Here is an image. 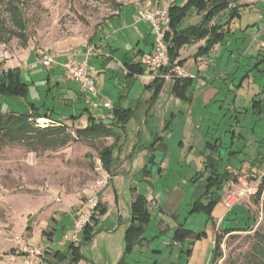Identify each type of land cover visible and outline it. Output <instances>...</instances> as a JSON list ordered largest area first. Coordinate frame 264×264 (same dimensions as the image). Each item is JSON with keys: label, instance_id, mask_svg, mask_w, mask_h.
<instances>
[{"label": "rangeland", "instance_id": "obj_1", "mask_svg": "<svg viewBox=\"0 0 264 264\" xmlns=\"http://www.w3.org/2000/svg\"><path fill=\"white\" fill-rule=\"evenodd\" d=\"M138 1L144 0H21L25 21L24 42L22 37L11 36L5 31L9 30L10 33L17 29L6 10L10 4L8 2L12 0H0V38L4 41L0 45L5 46L8 53L14 54L32 48L43 49L67 36L81 37L85 45L95 26L108 19L117 9L118 3L134 5ZM239 3L249 4V7H242L240 17L231 24L232 32L226 37V42L223 45L216 44L215 51L208 59L209 67L201 71L196 70L197 66L185 67L195 75L187 91V99L176 97L168 91L176 78H191L181 68L186 59L178 60L180 63L175 60L174 64H177L171 67L172 73L177 70L176 67L183 73L164 79L153 107L146 113L145 121H140L142 108L138 106L136 110L131 107L133 116L126 124L124 139L123 131L117 130L121 132V150L119 153L114 151L118 158L112 166L113 171L115 165L121 162L118 154L123 153L136 137L148 145L156 135L163 136L158 141L156 156H165V160L159 171L157 165L153 167L150 181L155 187L154 191L139 175L135 179L142 184L140 188L143 193L158 194L160 200L166 196L164 189L168 191L176 187L181 190V198L175 209V219L182 224L177 242L172 238L175 227L172 218L158 214L155 209L144 225L142 234L146 238L145 242L141 240L134 246L137 248L126 252V227L120 225L116 228L117 207H111L113 213L108 217L99 215L100 207H104L99 202L92 220L84 228L87 229L83 230L85 234L98 232L90 240L81 244V237L79 243L73 245H80L74 264H212L216 234L220 236L219 251L222 255L214 263L245 264L252 253L257 241L255 232L264 234V189L260 197L256 196L257 185L264 176V163H259L258 159H253L252 165L249 162L256 156L258 145H264V119L252 113L251 109L253 95L264 88V49L256 54L250 42L256 38L257 28L263 30L259 39L264 40V0H239ZM227 12L225 10L220 14L221 22H224ZM200 19L201 14L191 13L181 22V27L198 23ZM196 41H203L200 47L205 40H192L183 46ZM95 60L90 63L98 66L99 61ZM37 73H32L31 69L30 74L22 72L29 84L26 96L7 97L6 103H2V110L5 111L10 105V109L21 111L27 101H34L41 109L53 108L52 117L55 119H67L75 108L74 104L71 101L66 104L56 96L54 90L47 91L45 82L40 80ZM94 78L96 85L103 90V77L99 78L95 73ZM107 81L103 97L97 100V105L91 104L89 109L90 115L96 119L109 114L112 116V108L117 105L119 95L129 94L127 103L131 101V104L136 105L145 91L138 79L128 83L122 75L117 80L110 73L107 74ZM147 91L151 92L150 89ZM103 98L108 100L111 108L102 106ZM261 99L264 103V94ZM86 117L84 115V121ZM65 124L74 136V124ZM107 141L113 140L79 141L71 137L60 147L39 148L36 151L15 140L0 141V264H21V258L20 262L17 259L21 257L20 253L12 246L16 235H22L29 243L39 247L50 242L45 237L47 235L43 236L42 229H51L50 211L52 205L57 203L56 198L61 200L60 205H67L71 197L79 203L94 193L98 176L95 159L98 150ZM214 143L222 145L218 151H212L209 147V144ZM231 145L235 149L245 145V155L233 156L228 162L230 170L237 174V180L224 185L222 201L224 204V200L232 196L236 201L216 222L203 210H190L195 206L193 200L202 192L211 165H215L220 153L223 161L221 166L226 165L225 154L232 149L228 147ZM259 152H264V149ZM137 155V152L132 154L133 159L138 161ZM130 182V179L121 180L116 186L120 220H126L128 216ZM206 201L205 197L201 199L204 204ZM98 219L100 221L97 224ZM228 226L251 229L226 233ZM66 229V220L57 223L54 233L57 241L51 247L59 244L58 240ZM43 254L39 259L43 258ZM69 261L70 258L66 257L65 263Z\"/></svg>", "mask_w": 264, "mask_h": 264}, {"label": "crops", "instance_id": "obj_2", "mask_svg": "<svg viewBox=\"0 0 264 264\" xmlns=\"http://www.w3.org/2000/svg\"><path fill=\"white\" fill-rule=\"evenodd\" d=\"M162 2H164V0ZM162 2H161V5H162ZM117 5H118L117 9L113 11L110 16H108V19H106L105 21H101L98 24V26H95L92 35L88 38L90 39V43L88 47H90L91 49L90 56L87 59L89 62V66H90L88 74L94 80H95L94 78L95 73L98 74L99 78L103 77V90L98 85L100 94L97 98L92 99L88 95L81 93L76 83L72 81H63L61 79L62 73H63V68H62L63 62L66 61V59L70 56H73L77 61H82L85 58V53L87 51V48L85 46H82L83 42H82L81 37L67 36L58 41H54L48 44L43 49L32 48L31 50H28L23 53L21 52H18L15 54L8 53L4 49L5 46L0 45V75L2 74V72L8 69L12 70L13 68H18L20 70L21 79L26 82L27 89H28L29 84L27 80L23 77L22 72H25V73L27 72V74H30V69L32 70V73H36L37 71L38 72L37 74L41 77L40 80L45 82L47 91L54 90L56 93V96L57 97L59 96V98L62 99L66 104H69L70 101L71 103L74 104L75 108L73 112L70 114V116L64 120L55 119L54 117H52L53 108L45 107L44 109H41L39 106L35 104L34 101H27L26 102L27 105H25L21 111L10 109L12 108L10 107V105L8 109H6L5 111L2 110V107H1L2 103H6L5 99H7V97L10 98V97H21V96L0 95L1 97H3L1 98L3 100H0V110L2 112H9V111H12V112L28 111L30 112V107L33 106L36 109V112H38L39 114H46L48 116V117L46 116L42 118L37 117L35 118V120L40 119L46 122L47 125H54V124L58 125L60 124L59 122H63L64 124L69 122L71 124H74L75 129H77V128H82L86 126V124L88 123V118L90 116L89 109L91 108V104L97 105V100H100V98L103 97V94L105 93V90L107 87L106 84H108L107 74L111 73V75L116 77L117 80L118 78H120V75H122L125 81L128 83H132L133 80L138 79L143 83V85L147 84L148 81H150V79L153 78V76L148 70L144 68L145 70L143 71L144 73L142 75H139V74L138 75L137 74L128 75L125 64L128 62H136L138 60H140L141 62L142 60L141 57H143L144 55L152 51L151 42H153V32L150 28V24L147 21L141 19L140 11L135 5L126 4V3H122V4L118 3ZM247 6L249 7V4H247ZM104 30H107V32H104ZM262 33H263V30H260L259 28H257L256 34L254 35L256 36V38L253 39V42H250V46L253 47V49L256 51V54H260V52H262L264 49V40L259 39ZM202 43L203 41H196L191 44L183 46L179 50V56L176 59V61L180 59H186L184 64L181 66V68L192 79L194 78L195 75L193 74V72L190 71L189 68H192V66H197L196 70L201 71L209 67L210 63L208 59L211 57V54L215 51L217 45H219V44L215 45L208 55H204V56L196 57V58L193 57L194 53L196 52V49ZM224 43L220 45H223ZM47 55H50L53 57V62L50 65H44L41 62V60H43ZM93 59H96L95 61H99L98 66L92 65L90 63V61ZM187 65H190V67L185 68ZM151 94H152L151 92H148L147 90H145L141 95L142 98L139 99L136 105L131 104L130 103L131 101L129 102V104L127 103L129 94L119 95L118 100H117L118 103L116 106H119L122 108L132 107V108H136V110L138 106H140L142 108V110H140L142 114L140 121L141 122L145 121V117L147 116L146 114L147 111L150 110L154 105V101L153 100L151 101L150 99ZM263 94L264 93L260 91L259 93L253 95L252 99L255 98L256 100H262L261 97ZM25 96L26 95H24V97ZM106 101L108 100L106 99L104 100L103 98L102 100L103 107H104L103 103ZM263 104L264 103L262 102V105ZM104 108H111V107H104ZM251 109H252V113H255L253 110L252 104H251ZM144 110H146L145 113H143ZM263 110H264V105H263ZM263 112L261 114H258V113H255V114H257L260 118L262 117V119H264ZM84 115L87 116L86 121H84L83 119ZM99 120L105 123L112 124L114 129L118 130L116 129L117 128L116 125H114L111 114L105 117H101L99 118ZM138 134H139V131H138ZM124 135H125V131L122 134L123 139H124ZM109 138H106V139H109ZM162 138L163 136L156 135L154 140L155 139L157 140L155 141L153 147L148 148L149 144L145 145V143H141L140 139L138 140V137H136L133 140V142L129 144V146L123 153L118 154V156L121 159V162L115 165L113 178L109 181L107 185H105L100 190H98L97 192L98 200L106 208V212L104 213V216H107V217L110 216L113 213L111 207H115V206L117 207V210H116L117 227L116 228H118L120 225H124L125 227L129 225L130 223V204L134 200V198L137 197V195H142L146 198V201H147L146 206L151 215H152L151 212L156 209L158 214L160 215L166 214L172 218L175 224V227L173 229V237L175 236V234L177 235L178 232L182 229L181 227L182 224L178 222L177 219H175V209L181 198V194H182L181 190L176 187H173L169 189L168 191L164 189L166 196L163 197L162 200H160L158 197V194L154 195L152 193L149 195L148 193H143L140 188L142 184H140L135 179L139 175L140 177H142L144 182H147L150 184V186L152 187V191H154L155 187L152 186V183L150 181L153 178V167L157 165L158 166L157 170L159 171V169H161L162 164L165 160V156L164 157L161 156L160 158L156 156V151L158 149V141L162 140ZM111 143H113V141H109V142L107 141L105 142L104 145H110ZM155 144L157 146H155ZM161 144L162 143H159V145ZM215 146H216L215 150L217 148V151H218V147H221L222 145L215 143ZM232 146L233 145L228 146V147L231 148ZM229 150H227V152ZM231 150H235V148L232 147ZM135 152H137L138 154L137 155L138 161L133 159L134 156H132V154H134ZM227 152L225 154L226 156H227ZM242 154H238V155H242ZM220 156L222 157L221 153H220ZM227 167L231 168L230 165H228ZM125 179L131 180L129 184L130 185V198H129L130 203L128 205V216L126 220H120L119 208H118L119 198H118L116 186L119 183V181L121 180L124 181ZM205 185H206V181L204 183L202 192L199 193V197L198 198L196 197L193 200V202H195L198 199H202L201 196L203 194ZM60 201L61 200H59V202L57 201L56 204L52 205L53 208L50 211L51 212L50 231L42 229L43 236L47 235L45 237L50 242H48V244L42 247L44 254H43V258L40 259L39 263L42 262L43 264H57L59 262L58 264H66L65 263L66 257H68V254H69L68 245L73 244L69 241L64 240L63 236L65 234H67L68 236L71 235L72 227H73V214L75 213L76 208L81 206L85 200L80 201L78 203L76 201H73L71 197V202L67 205H60L61 203ZM226 212H227V209L223 204L222 193H221L220 200L214 205L211 211V214L208 217H212L214 221L216 220L217 222L220 218H222L225 215ZM63 220H66L68 229L63 230L61 239L58 240L59 244L51 247L50 245L57 241L54 235L57 229V223ZM99 221L100 220L98 219L97 224L99 223ZM228 227H232V226H228ZM116 228L112 231H115ZM97 232L98 230L94 232V235ZM84 235L85 233L82 231L79 235V241L81 237L82 238L84 237ZM145 240L146 238L143 239V242H145ZM174 242L176 243L177 241H174ZM73 245H76V244L74 243ZM133 248H137V247H133ZM20 258L21 257L19 258L17 257V259H19L18 262H20Z\"/></svg>", "mask_w": 264, "mask_h": 264}, {"label": "trees", "instance_id": "obj_3", "mask_svg": "<svg viewBox=\"0 0 264 264\" xmlns=\"http://www.w3.org/2000/svg\"><path fill=\"white\" fill-rule=\"evenodd\" d=\"M176 0L173 4L168 7V15L170 18L169 28L165 32V43L167 47L168 61L170 67L180 63L174 61L178 57L179 49L186 43L191 42L196 39H204V44L200 46L194 56L206 55L211 48L216 44H222L225 42L228 34L231 33V24L240 17V11L243 6L247 4L239 3V0ZM8 7L6 10L11 17L13 26L17 31L5 30L11 36L18 35L22 37L21 39L25 42L24 31H25V21L23 19V12L21 8V0H12L8 2ZM227 10L226 18L224 22H221L220 14ZM191 13L197 15L201 14V19L198 23L191 24L185 27H181V22ZM18 32V33H17ZM4 42L0 38V43ZM90 43V39L87 40ZM128 75L139 74L142 75L144 72V66L141 64L140 60L136 62H128L125 64ZM168 68V66H167ZM166 68V69H167ZM166 71V70H165ZM162 72L160 69L158 71ZM164 72V71H163ZM192 78H176L171 87V92L176 97L187 99V91L190 90V83ZM164 78L159 75H154L151 82L144 84L145 90H151V101H155L159 91L162 89ZM27 84L21 79L20 70L18 68L8 69L0 75V95L8 96H24L27 92ZM264 93V88L262 89ZM251 104L255 113L261 114L263 110V105L261 100H256L253 98ZM46 114H39L36 109L31 106L30 112H2L0 110V141L3 139H8L10 141H18L23 143L25 146L32 151L47 148H57L66 144L71 137L82 141V140H99L111 137L113 143L110 145H103L98 150V157L102 160L103 167L113 173L112 166L117 155L114 153L116 150L118 153L121 150L119 144V137L121 132H117L113 125L110 123H105L96 119L93 116H89L88 123L82 128H77L74 131V136L69 132L68 127L63 122H59L58 125H46L39 126L36 124L35 118L46 117ZM133 116L131 108H122L119 106H114L112 108V120L117 121L116 129L118 131H125V125L129 119ZM48 117V116H47ZM166 125V123H165ZM264 137V135H263ZM155 139L148 148H152ZM220 145V144H219ZM212 151L215 150V143L213 145L209 144ZM245 145L238 147L235 150H229L227 152V163L222 164V157L219 156L216 160L215 165L212 164L210 175L206 179V185L202 194V198L205 197L206 203H202L201 199L194 202L195 206L190 211L203 210L208 216H210L214 205L220 200L222 188L225 183L232 181L236 182L237 174H234L229 168L228 162H231V157H236L238 154L244 152ZM256 156L249 160L250 165H252L253 159H258L259 163H264V152H259L260 149H264V145L259 144L257 147ZM217 150V148H216ZM117 153V154H118ZM242 155H245L244 153ZM243 161V160H240ZM228 164V165H227ZM214 165V166H213ZM240 166V165H239ZM241 167V166H240ZM238 168V171L240 170ZM237 171V172H238ZM264 189V176L261 182L257 185L256 196L260 197ZM146 198L142 195H137L136 198L130 204V223L126 227L124 233L125 240V251L130 252L133 247L144 239L143 229L144 225L150 220L151 214L146 206ZM106 212L105 207H100L99 215H103ZM249 214V213H248ZM251 221V220H250ZM255 223V220H252ZM87 229V228H86ZM85 229V230H86ZM251 228L242 227H228L225 229L226 233L233 231H248ZM84 230V231H85ZM94 235V232L90 231L85 234L81 244L84 241L90 240ZM179 234H175L174 241H177ZM219 234L215 235L213 242L211 261L212 264L215 260L221 257L220 250V238ZM255 237L257 241L255 242L252 253L249 254L248 258L244 262L245 264H264V234L255 232ZM79 246L73 247V244L68 245V258H70L69 264H74L77 256Z\"/></svg>", "mask_w": 264, "mask_h": 264}, {"label": "built area", "instance_id": "obj_4", "mask_svg": "<svg viewBox=\"0 0 264 264\" xmlns=\"http://www.w3.org/2000/svg\"><path fill=\"white\" fill-rule=\"evenodd\" d=\"M175 1L176 0H164L161 5L160 0H144L135 2L134 4L140 11L141 19L150 24V28L153 32V42H151L152 51L141 57V64L151 73L152 76L159 75L164 79L171 78L173 75L179 76L183 73L178 67H176L177 70L172 73L165 43V32L168 30L170 22L168 7ZM88 45L87 41L85 45H83L87 48V51L85 53V58L82 61H77L73 56H70L63 62L61 79L63 81H72L76 83L81 93L86 94L93 99L97 98L100 93L95 80L88 74L90 66L87 59L90 56L91 50ZM41 62L44 65H50L53 62V57L47 55L41 60ZM160 69L162 72L158 73ZM103 105L104 107H111L108 101L104 102ZM35 121L39 126L47 125L46 122L42 123L40 119ZM95 170L98 173L95 182L96 190L92 195L85 199L81 206L76 208L75 213L73 214L71 235L68 236L65 234L63 236L64 240L73 244L78 243L80 233L90 223L97 210L99 204L97 196L98 190L107 185L113 178V173L103 167L102 160L99 157H96L95 159ZM56 199L59 202L60 199ZM235 201L236 199H234L233 196L224 200L226 209H230ZM12 246H14V248L20 253L21 264H39V258L43 253L42 247L32 245L22 235L14 236Z\"/></svg>", "mask_w": 264, "mask_h": 264}, {"label": "bare ground", "instance_id": "obj_5", "mask_svg": "<svg viewBox=\"0 0 264 264\" xmlns=\"http://www.w3.org/2000/svg\"><path fill=\"white\" fill-rule=\"evenodd\" d=\"M41 122L43 123L44 121L41 120Z\"/></svg>", "mask_w": 264, "mask_h": 264}]
</instances>
